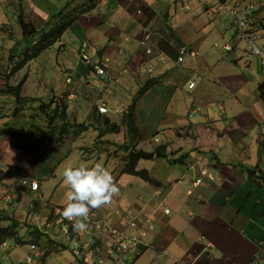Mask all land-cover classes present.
<instances>
[{
    "label": "crops",
    "instance_id": "obj_1",
    "mask_svg": "<svg viewBox=\"0 0 264 264\" xmlns=\"http://www.w3.org/2000/svg\"><path fill=\"white\" fill-rule=\"evenodd\" d=\"M212 4V0H0L2 9L17 8L37 29L61 10L76 15L57 44L65 48L63 37L72 33L81 40L79 45L74 42L79 58L85 42L91 61L81 59L77 64L75 57L71 65L77 72L66 69L63 73L66 81L71 79V87L62 92L68 124L62 145L82 140L81 135L93 131L102 145L139 150L132 147L134 138H143L140 120L161 134L166 149L165 157L159 158L163 160L160 166L181 167L164 177L166 182L175 181L171 191L162 195L160 188L166 185L161 179L160 196L152 188L144 195L155 232L150 236L151 246L135 264H144L143 260L147 264H264L263 73L258 60L247 62V45L237 38L233 18L214 13ZM263 8L264 2L249 12L255 21L264 19L259 15ZM8 24L16 25V21L9 17ZM25 40L30 46L32 40ZM226 44L236 49L226 53ZM181 46L197 51L198 56H186L184 63L176 64ZM260 46L264 47V39ZM148 49L152 52L147 53ZM104 64L107 75L103 82L94 66ZM149 68L154 72L150 74ZM190 83L195 86L190 88ZM139 89L144 93H138ZM53 96L59 95L55 91ZM53 96L50 103L43 104L53 103L55 108L59 100L53 101ZM100 101L108 104V115L99 113ZM196 105L202 110L191 118L189 110ZM149 118L152 121L144 120ZM170 151L175 158H169ZM210 166L215 167L219 180L215 175L214 181L206 179L195 185L194 179ZM246 166L253 169L249 176L245 169L238 170ZM167 170L171 172L169 167ZM175 174L179 177L172 180L170 176ZM185 175L190 184L184 182ZM5 196L0 206L8 217V207L15 211L17 203L14 199L7 202ZM166 208L170 214L164 212ZM0 224L9 225L1 218Z\"/></svg>",
    "mask_w": 264,
    "mask_h": 264
},
{
    "label": "rangeland",
    "instance_id": "obj_2",
    "mask_svg": "<svg viewBox=\"0 0 264 264\" xmlns=\"http://www.w3.org/2000/svg\"><path fill=\"white\" fill-rule=\"evenodd\" d=\"M15 5L18 8L17 2H15ZM23 6H29V4H24ZM17 8L10 6L7 9H2V7H0V135L3 137L0 139V204L2 196L6 194L13 197L8 196V202H12L14 199L17 203L14 208L15 211L8 207L6 212L8 217L4 216L0 206V218L5 219L7 224H9L8 227L11 228L5 235H10L12 238H15L16 242L13 248H0V264H30L27 263L26 258L34 252L31 245H35L39 248L36 249L35 252L40 251L42 253V257L33 258L32 264H72L71 252L65 250L62 247L64 243L59 240V230L62 226L57 225L59 215L55 213L58 207L62 208L67 203L66 194L70 191L68 186L63 183L62 172L65 167L69 165L78 166L81 162L94 164L102 160L105 166L111 169L115 181L124 195V203L126 204L132 202L131 199L133 198V201H135L136 198V200L139 201V196L146 198L147 189H161L160 191L164 192L162 195L171 191L175 186V181L170 182L173 183V185L169 186L170 183L166 182V178L164 177L177 172L181 167L168 164L167 166L171 171L169 172L167 166L164 168L160 166L163 162L162 159L140 160L137 166L139 170H146L143 168H147L150 171L149 175H153L152 178L157 179V181L163 180L166 186L163 189H159L155 187L154 184L148 183L138 176L122 174V170L131 153L128 151L129 147L126 148L123 146L124 148H121L109 143L102 145L100 144L101 139L98 138L99 141L96 142L97 133H93V131L83 136L81 135L83 139L75 140L74 143L66 142V144L62 145L60 142L61 144L59 143L60 145L58 144L59 146L57 147H49L47 142L48 138L43 140V134H48L46 132L49 129L46 124V115L43 113L45 109H40V106L43 103H50L51 96H53L55 91L57 95H59L58 97H60V95L66 97L62 92L66 91L67 88L71 86L69 82L66 81V76L63 73L68 71L66 69H72L74 72H77L78 68L71 64L74 63L75 57H77V64H79V61L82 59V56L80 59L77 54L78 45L81 40L72 35V33H67L63 37V40L66 41L65 48H61L56 43L42 51L32 61L15 69L17 65L20 64L21 60L25 59V49H20V45L27 43L21 34L22 29L18 25L20 14ZM5 10H8V13H4ZM260 11L261 14L259 15L263 16L264 8L260 9ZM9 17L14 18L16 25L8 24ZM75 29L78 31L77 27ZM47 30H49V27H47ZM263 39L264 33H262L261 38L258 40L259 45ZM36 41L38 40L33 41L30 46H33ZM74 42L78 45H74ZM14 48L16 49L14 50ZM10 49L14 52L12 53V60L16 63L15 67L10 65L12 60L9 62L7 59L10 51L12 52ZM87 50L86 53L90 54L89 50L88 52ZM79 51L81 53V48ZM29 52L31 53L33 50L29 49L28 53ZM7 82L14 86L21 85L20 94L27 99L18 104V101L15 100L16 98L8 94ZM256 88L259 90L258 86ZM156 93L158 92L154 90V95ZM260 93L261 92H259V96ZM137 94L138 93H136V95ZM251 94L252 93H250V95ZM139 95L140 94H138V97ZM58 97L53 96V101ZM248 100L247 98V101ZM250 100H252V96ZM72 104H74V102H72ZM144 120L150 122L152 118ZM158 120L159 119H157V121ZM4 122L10 123L11 127L14 128L21 125V127L27 130L29 137L20 141L19 139L16 140L10 134L3 133V129L8 126L5 125ZM138 123H140L139 128L143 138L141 136L134 138L133 145L136 146L132 149L138 147L139 150H144L148 153L155 152L158 148L156 146L161 145V134L151 130L146 122L139 120ZM53 131L57 130L53 129ZM153 133L154 137L159 138L158 140L160 143L157 144L155 142ZM105 138L110 139V136H105ZM163 144L161 147L165 146ZM174 147L175 145L172 148ZM229 152L225 153V158H228L226 154ZM196 154L198 155V153ZM169 158H175L173 151L169 152ZM206 169L216 175V179L219 180L214 166H210ZM244 169L248 176L250 171L253 172V169L248 166L245 168H238L240 172L244 171ZM183 171L187 172L185 168H183ZM172 176H170L172 180L179 177H177V174ZM198 177H202L201 174ZM198 177H196L194 181ZM23 178L36 180L40 185L38 186L40 187V191L36 194H32L27 190V187L21 185L20 181ZM202 178L205 181L206 178ZM184 182L190 184L187 175L184 177ZM31 185L33 188V183H31ZM4 204L6 205V203ZM112 207L120 208L117 203L113 204ZM8 221H10V223H8ZM15 221L19 224H15ZM49 225L53 226L49 228ZM2 226L4 225L0 224V232L8 228ZM153 232H155V230ZM58 241L60 243H58ZM10 242L13 244L12 240H10ZM176 247V244L173 245L172 251L176 250ZM152 257L153 255L151 254L148 256V259L151 260ZM142 262L147 264L145 260Z\"/></svg>",
    "mask_w": 264,
    "mask_h": 264
},
{
    "label": "built area",
    "instance_id": "obj_3",
    "mask_svg": "<svg viewBox=\"0 0 264 264\" xmlns=\"http://www.w3.org/2000/svg\"><path fill=\"white\" fill-rule=\"evenodd\" d=\"M201 2L208 0H199ZM210 5L214 13L225 14L234 20L235 34L238 39L244 41L247 45L245 55L247 62L258 60L264 77V47L258 44V40L264 33V19L255 21L254 17L249 14L255 10V6L260 7L264 0H255V3H249L247 0H212ZM149 39V36L146 37ZM87 45H83L82 51H86ZM225 51H231L232 47L229 44L224 46ZM178 58L176 64L185 62L186 56L197 57V53L188 50L185 47H178ZM152 50L148 49L147 53ZM164 61V58L161 57ZM153 69L149 68L151 74ZM100 74L104 70H99ZM71 81L70 78L67 79ZM194 83L190 84V88L194 87ZM101 112H106L105 106L100 108ZM198 108H193L190 111L191 117L198 111ZM264 133V129H262ZM205 173V172H204ZM200 183V179L197 180ZM33 190L38 188V185L32 182ZM23 187L28 186V181H21ZM9 200L8 196H5ZM139 201L136 200L134 206L129 210H121L112 207L119 201L116 194L111 202L100 209H90L89 218L87 221L88 227L84 232L73 231L72 222L64 219L61 215L63 208L58 207L55 211L59 215L57 225H61L59 230V240L64 243L65 247L69 248L72 255V264H135L139 256L150 246L149 240L151 233L155 230L152 214L148 211V202L143 196H139ZM166 214H170V209L164 210ZM49 225L48 227H52ZM5 232H0V248L15 247V238L10 235H5ZM13 241V244L10 242ZM58 243H60L58 241ZM68 245H66V244ZM34 250L27 256V263L32 264L33 258L42 257L39 249L35 245H31ZM31 249V251H32Z\"/></svg>",
    "mask_w": 264,
    "mask_h": 264
},
{
    "label": "trees",
    "instance_id": "obj_4",
    "mask_svg": "<svg viewBox=\"0 0 264 264\" xmlns=\"http://www.w3.org/2000/svg\"><path fill=\"white\" fill-rule=\"evenodd\" d=\"M76 15L75 14H70L64 12V10H61V12L55 16H51L48 21L43 25L42 29H37L34 25L33 22L26 21L23 17L22 14L19 16V25L22 29V33L24 35V38L27 40H32L29 41L28 43L32 44L33 41H36V43L33 44V46H27L26 44H22L25 46V59L21 60L20 64L17 65V68L20 66H23L29 61H32L35 57H37L42 51L45 49L53 46L60 38L62 35L71 27L73 21L75 20ZM47 27H49V30H47ZM35 38V39H34ZM34 39V40H33ZM26 41V40H25ZM27 42V41H26ZM21 45V46H22ZM33 50V52H29L28 50ZM13 54L10 52L9 56L7 59L9 62L12 60ZM13 62V60H12ZM11 65V62H10ZM101 80V79H100ZM8 94H11L14 96L16 101H18V104H20L22 101H25L27 98L22 97L20 94V88L21 85H11L8 82ZM138 93L142 94L144 93V90L139 89ZM59 100V103L56 104L55 108L53 107V103L51 104H42L40 106V109H45L46 111H43V113L46 115V124L48 127V131L46 133L48 134H43V140L48 138V146H57L61 140L66 137V132L68 131V124L66 122V109H67V104L64 101V97H58L55 101ZM46 105V106H44ZM49 107V108H47ZM18 111V110H17ZM50 112L51 114H49ZM128 117L129 122V127L130 123H132V116L131 114ZM64 121L65 123H61ZM5 125H8L7 128L3 129V133L10 134L13 136L16 140H25L26 138L29 137V134L27 130L23 127L18 126L17 128L11 127L10 123L4 122ZM57 130V131H53ZM32 133V132H31ZM33 134V133H32ZM123 146L125 145H119L118 147L124 148ZM134 147L136 145H133ZM166 147V146H165ZM164 146L163 147H158L155 152L153 153H148L144 150H133L131 151L130 148H128V151L131 152L128 160L125 164V167L122 170V174H130V175H135L138 176L139 178L143 179L144 181L154 184L155 187H160V183L152 178L151 175H149V172L147 170H139L137 168L139 161L142 159H159L164 156V149H166ZM133 148V147H132ZM166 153V152H165ZM15 224H19L17 221H15ZM14 224V225H15ZM34 228V227H33ZM10 227L5 228L2 230V232H7L10 231ZM35 229V228H34ZM31 231V230H30ZM31 234V233H30ZM62 247L65 250H69L68 247H65L62 245ZM72 256V255H71ZM72 258V257H71ZM73 259V258H72Z\"/></svg>",
    "mask_w": 264,
    "mask_h": 264
},
{
    "label": "clouds",
    "instance_id": "obj_5",
    "mask_svg": "<svg viewBox=\"0 0 264 264\" xmlns=\"http://www.w3.org/2000/svg\"><path fill=\"white\" fill-rule=\"evenodd\" d=\"M84 44L86 43L83 42V45ZM235 49L236 47L231 51L224 50V52L230 53ZM195 52L198 56V52ZM261 86L264 87V77L263 85ZM193 108L199 109L193 116L201 111V107L196 105L189 110V113ZM154 139L159 138L154 137ZM62 177L63 183L68 186L70 191L66 194L67 203L64 205L61 215L64 219L72 222L73 231L84 232L88 227L87 221L90 209H100L109 204L113 197L119 193V187L111 169L105 166L102 160L97 161L94 164L81 162L78 166L69 165L64 168ZM27 188V190H30L31 192L38 193L40 191V187L33 190L31 183H29ZM156 194H161V192L157 190ZM155 204L159 207L158 202ZM151 234H153V232Z\"/></svg>",
    "mask_w": 264,
    "mask_h": 264
},
{
    "label": "bare ground",
    "instance_id": "obj_6",
    "mask_svg": "<svg viewBox=\"0 0 264 264\" xmlns=\"http://www.w3.org/2000/svg\"><path fill=\"white\" fill-rule=\"evenodd\" d=\"M20 47H21V45H20ZM81 56H82V60H84L86 63H90V61H91V59H90V57H89V55L86 53V51H81ZM106 64H104V65H95L94 66V70H95V72H96V74L98 75V77L101 79L100 81H103L104 80V77L107 75V72H106V66H105ZM99 70H104V73L103 74H100L99 73ZM153 72H154V70H153ZM152 72V73H153ZM104 82V81H103ZM98 87H100V85H97ZM97 106H98V111H99V113L100 114H102V115H108L109 113H110V110H109V107H108V104H106V103H104V102H102V101H100V103L99 104H97ZM102 106H105L106 107V109H107V111L106 112H101V110H100V108L102 107ZM194 117V116H193ZM193 117H191V118H193ZM155 142L158 144V143H160L159 142V140L158 139H155ZM205 172V173H204ZM201 176L202 177H205L206 179H208V180H210V181H214L215 180V175L213 174V173H211V172H209L208 171V169H204V170H202L201 171ZM202 177H199V178H197L196 180H195V185H201L202 184V182H203V178ZM201 180L200 181V183H198V181L197 180ZM205 179V180H206ZM23 180H26V181H28V185H29V183H32V182H34V183H36L37 185H39V183L36 181V180H28V179H26V178H23L21 181H23ZM21 181H20V183H21ZM22 185V184H21ZM40 186V185H39ZM118 195V198H119V201L117 202V204L120 206V208L119 209H121V210H129L130 208H132L133 206H134V201H132V202H130L129 204H128V206H126L127 204L126 203H124V195H123V193H122V191H121V189L119 188V193L117 194ZM158 196H160L161 194H157ZM8 202V201H7ZM126 204V205H124V204ZM127 207V208H126ZM63 208V207H62ZM153 224H154V222H153ZM154 226H155V224H154ZM151 246V245H150ZM149 246V247H150ZM148 247V248H149Z\"/></svg>",
    "mask_w": 264,
    "mask_h": 264
}]
</instances>
